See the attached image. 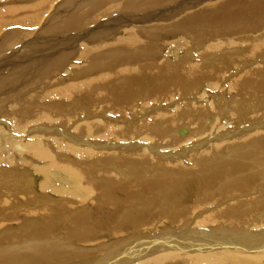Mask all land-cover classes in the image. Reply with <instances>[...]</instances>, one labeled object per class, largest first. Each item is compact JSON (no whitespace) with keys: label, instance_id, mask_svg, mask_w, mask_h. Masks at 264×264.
I'll return each instance as SVG.
<instances>
[{"label":"bare ground","instance_id":"1","mask_svg":"<svg viewBox=\"0 0 264 264\" xmlns=\"http://www.w3.org/2000/svg\"><path fill=\"white\" fill-rule=\"evenodd\" d=\"M0 264H264V0H0Z\"/></svg>","mask_w":264,"mask_h":264},{"label":"rangeland","instance_id":"2","mask_svg":"<svg viewBox=\"0 0 264 264\" xmlns=\"http://www.w3.org/2000/svg\"><path fill=\"white\" fill-rule=\"evenodd\" d=\"M141 13H142V12H141ZM56 34H57V35H56L57 37H62V36H63V35L60 34V33H56ZM59 34H60V35H59ZM81 43H83V42H81ZM89 44H90V42H87V45H89ZM90 45H91V44H90ZM37 48H38V47H37ZM37 51H39V50H37ZM4 56H5L7 59H8V57H9V56H7L6 54H4L2 57H4ZM2 57H1V58H2ZM235 70H236V69H235ZM235 70H234V71H235ZM103 105H105V104H103ZM234 106H235V104H234ZM242 125H243V124H242ZM242 125H239V126L242 127ZM239 126H238V127H239ZM243 130H244V129L242 128V132H243ZM236 133H237V132H235V133H231V137H232V135H233L234 137H236V135H237V136L240 135V134H238L239 132H238L237 134H236ZM116 249H118V248H116ZM118 251H120V250H118ZM114 253H118V252L115 251Z\"/></svg>","mask_w":264,"mask_h":264}]
</instances>
